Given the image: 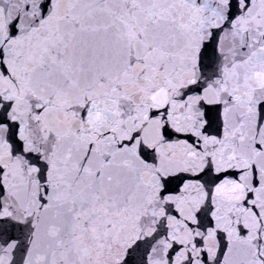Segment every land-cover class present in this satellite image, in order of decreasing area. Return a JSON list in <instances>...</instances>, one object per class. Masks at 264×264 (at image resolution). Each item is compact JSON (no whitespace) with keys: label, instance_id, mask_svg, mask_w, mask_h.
I'll list each match as a JSON object with an SVG mask.
<instances>
[{"label":"snow or ice","instance_id":"snow-or-ice-1","mask_svg":"<svg viewBox=\"0 0 264 264\" xmlns=\"http://www.w3.org/2000/svg\"><path fill=\"white\" fill-rule=\"evenodd\" d=\"M0 264H264V0H0Z\"/></svg>","mask_w":264,"mask_h":264}]
</instances>
